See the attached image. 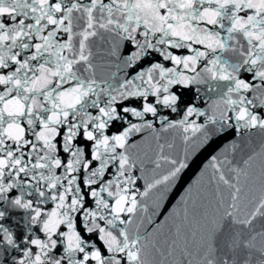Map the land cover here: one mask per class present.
<instances>
[{
	"label": "snow or ice",
	"instance_id": "obj_1",
	"mask_svg": "<svg viewBox=\"0 0 264 264\" xmlns=\"http://www.w3.org/2000/svg\"><path fill=\"white\" fill-rule=\"evenodd\" d=\"M154 53L173 67L129 77ZM177 85L216 99L159 115L177 112ZM0 88V202L25 213L18 239L0 209V264H154L152 250L161 264H264V143L242 161L235 142L211 156L181 198L167 255L154 239L164 225L145 227L215 133L264 136V0H0Z\"/></svg>",
	"mask_w": 264,
	"mask_h": 264
},
{
	"label": "water",
	"instance_id": "obj_2",
	"mask_svg": "<svg viewBox=\"0 0 264 264\" xmlns=\"http://www.w3.org/2000/svg\"><path fill=\"white\" fill-rule=\"evenodd\" d=\"M84 2L88 3L90 2V0H84ZM105 2H108V0H105ZM134 50H135L134 46L129 45L127 50H123V55H129L131 51ZM172 51H174V53L177 55L191 54L190 51L187 49H174ZM155 62L164 63L167 67H173L171 62L163 61L162 57H160L159 54L154 53L151 57L146 58L139 66H137L135 70H128L129 77L135 75L137 71L150 67L151 64ZM123 74L124 73L122 72L121 75ZM250 75L251 74L248 73H242V78L249 79ZM199 87L201 89L200 93L196 92V88H197L196 85L191 86V88L189 89H185L182 85L174 86L172 90L177 95L181 96V101L178 104L177 112L173 113L170 109H166L163 106H158L159 115L168 116L169 119L177 120L183 118V115L187 107L189 106L195 105L201 109H207L209 104L211 103V100L216 99V95L205 93V86H199ZM0 90H2V88H0ZM149 102L154 103L155 98L150 97ZM131 106H135L137 107L138 110H142V102L140 100L134 101V103ZM262 114H264V111H262ZM129 119L132 120L133 122H139L136 120V118L131 116H129ZM147 119L154 121L156 120V118L152 117L150 114L147 116ZM191 119H196V117L193 116ZM197 122L203 123L204 118L201 117ZM125 126L126 125L124 123H118L111 127L109 134H119V132L123 131V128ZM147 135H148L147 132L138 134L135 137H133L132 142L139 143ZM29 138L32 137L29 135ZM233 142H235L240 146L237 149V152L235 153V159L237 161H242L243 159H246L248 155H251L253 153H258L260 151L261 144L264 143V136H262L257 130H253L251 133H247V134L238 133L234 129H227L225 132L215 133L213 135L212 142L196 150L193 157H191L193 162L190 164V168L188 170H185V173L182 175L181 182H179L176 185V187H174L167 194L163 204L159 208L154 209L156 215L152 217L153 223L145 224V227L149 232H151L158 224L164 225V228L157 233L154 239L156 241L157 248L164 251L166 255L169 249V244L173 239L176 238L174 236L176 225L182 223L181 210L183 208V205L181 204V198L185 196L189 186L194 185L197 179H199L200 173L204 170V167L210 160L211 156L219 155L225 149L230 148ZM176 143L178 148L181 147L179 138H177ZM85 145H87V150L89 151L90 154L91 142L84 141L83 138H81V146H85ZM152 147L153 148L155 147L154 143H152ZM60 155L65 160L69 158L66 153L61 152ZM60 171L62 170H58V174ZM110 171L114 173V168L110 169ZM136 174L139 173L137 172ZM108 178H111V176H109ZM260 184H261L260 163H259V158H257L250 172L248 187L252 189L253 194L258 195ZM138 186L141 188V190H143L142 180L138 181ZM14 193L16 195L19 194L18 190H14ZM9 195L11 196L12 194ZM205 198H206V194L201 193L200 196L201 201H205ZM149 204H150V214H151V212L153 211L151 207V201H149ZM87 206L94 207V202L89 200ZM48 207H52V205H49ZM0 209H5L8 211L9 215L3 221V223L5 224V226L9 227L14 233H16L17 238L19 239L22 230L24 228V222L22 217H24L25 213L23 212V210L13 209L5 205L3 202H0ZM176 211H180L179 216L174 214ZM81 231L85 239L91 238V240H94L98 244L102 245V242L98 241L96 236H92L91 234H88L86 231H84L82 229V225H81ZM184 231H188L187 226H185ZM39 235H41V238H43L42 233H40ZM165 241H167L168 243H165ZM62 250L63 249L61 247L57 249V252L62 253ZM11 255H16L19 258L20 253L13 252L11 253ZM179 255L180 252L179 249H177L175 256H168L169 262H171L174 258H179ZM150 258L154 261V264H161V261L163 259L159 251L156 250H152Z\"/></svg>",
	"mask_w": 264,
	"mask_h": 264
}]
</instances>
